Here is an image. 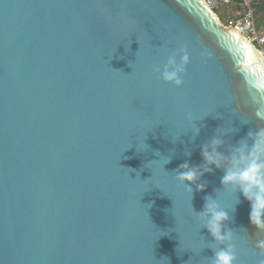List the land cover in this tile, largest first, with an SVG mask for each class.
<instances>
[{
  "label": "water",
  "instance_id": "95a60500",
  "mask_svg": "<svg viewBox=\"0 0 264 264\" xmlns=\"http://www.w3.org/2000/svg\"><path fill=\"white\" fill-rule=\"evenodd\" d=\"M241 38L261 53L207 0H0V264H211L208 197L237 264H260L250 202L202 156L218 130L230 156L264 126ZM180 47L177 88L161 76Z\"/></svg>",
  "mask_w": 264,
  "mask_h": 264
},
{
  "label": "clouds",
  "instance_id": "9594fccd",
  "mask_svg": "<svg viewBox=\"0 0 264 264\" xmlns=\"http://www.w3.org/2000/svg\"><path fill=\"white\" fill-rule=\"evenodd\" d=\"M241 41L247 61L244 67L251 66L258 73L264 74V55L243 41V38ZM178 55L179 59H177ZM190 61L191 57L187 49L180 47L179 53H173L168 57L161 78L177 88L183 87L185 81L182 77L186 74ZM154 70L157 73L161 72L159 66ZM256 115L258 119L264 120V109H258ZM187 119L191 123L193 131L199 133V127H195L194 124L198 118L189 114ZM230 131H235V129H230ZM223 134V131L218 130V134L203 146L202 156L206 162L204 172L212 171L210 165L224 169L222 184L226 187L232 186L242 192L244 198L251 205L249 214L251 223L259 231H264V126L256 132H249L247 138L242 139L239 145L234 147L230 156L219 151L220 146L224 143ZM249 141H252L251 145ZM147 147L148 145L143 143V148ZM181 168L183 171H179L176 177L180 182L195 183L202 175L199 168L192 167L187 163L181 165ZM197 188L203 191L205 185L198 184ZM187 191L191 193L192 188L188 187ZM199 219L205 222V226L214 240L223 245L215 251L211 264H237V249L233 243L234 234L231 230L226 231L224 228L225 222L230 219L228 212L221 208L217 201L208 197L204 210L199 213ZM255 247L261 254H264V239L257 240ZM260 264H264V260H261Z\"/></svg>",
  "mask_w": 264,
  "mask_h": 264
},
{
  "label": "trees",
  "instance_id": "16d2710c",
  "mask_svg": "<svg viewBox=\"0 0 264 264\" xmlns=\"http://www.w3.org/2000/svg\"><path fill=\"white\" fill-rule=\"evenodd\" d=\"M250 8L254 10L257 29L264 30V0H223L214 6L215 11L226 25L231 20L243 18Z\"/></svg>",
  "mask_w": 264,
  "mask_h": 264
},
{
  "label": "built area",
  "instance_id": "2783aa9c",
  "mask_svg": "<svg viewBox=\"0 0 264 264\" xmlns=\"http://www.w3.org/2000/svg\"><path fill=\"white\" fill-rule=\"evenodd\" d=\"M213 7L220 4L223 0H207ZM227 1V0H225ZM239 28L255 44L257 49L264 55V30L257 29L254 17V10L249 9L241 19L231 20L227 26Z\"/></svg>",
  "mask_w": 264,
  "mask_h": 264
}]
</instances>
